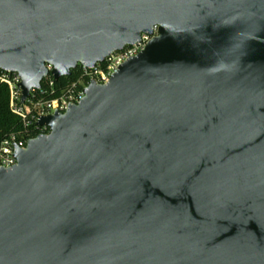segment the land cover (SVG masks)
Here are the masks:
<instances>
[{
	"label": "water",
	"instance_id": "obj_1",
	"mask_svg": "<svg viewBox=\"0 0 264 264\" xmlns=\"http://www.w3.org/2000/svg\"><path fill=\"white\" fill-rule=\"evenodd\" d=\"M154 37L0 168V264H264V0H0L22 102Z\"/></svg>",
	"mask_w": 264,
	"mask_h": 264
},
{
	"label": "built area",
	"instance_id": "obj_2",
	"mask_svg": "<svg viewBox=\"0 0 264 264\" xmlns=\"http://www.w3.org/2000/svg\"><path fill=\"white\" fill-rule=\"evenodd\" d=\"M158 34V26H155L152 34L142 33L140 39L134 44L112 52L103 62H97L94 67L79 65L75 69L79 72L77 78L63 86H55L57 81L51 74L54 67L47 64L49 74L44 77L41 87L34 89L25 102H22L20 75L16 72L0 70V84H6L9 88L11 111L21 119V128L7 134L0 143V168L14 166L17 163L15 157L17 148L24 149L30 139L50 132L48 126L37 124L41 117L56 112L65 113L71 105L80 103L86 97V90L91 82L109 83L119 67L142 52ZM35 133H37L36 136H34Z\"/></svg>",
	"mask_w": 264,
	"mask_h": 264
},
{
	"label": "trees",
	"instance_id": "obj_3",
	"mask_svg": "<svg viewBox=\"0 0 264 264\" xmlns=\"http://www.w3.org/2000/svg\"><path fill=\"white\" fill-rule=\"evenodd\" d=\"M79 75L78 69L73 71L70 77H63L58 80L55 86H63L69 81L76 79ZM21 128V119L15 115L10 108V93L6 84H0V143L3 138L12 131ZM37 133L34 134L36 136Z\"/></svg>",
	"mask_w": 264,
	"mask_h": 264
}]
</instances>
